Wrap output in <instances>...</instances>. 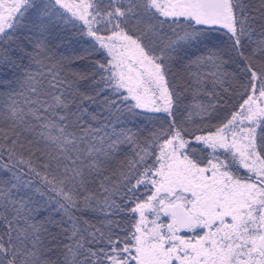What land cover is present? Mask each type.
I'll list each match as a JSON object with an SVG mask.
<instances>
[{
    "label": "snow or ice",
    "instance_id": "snow-or-ice-1",
    "mask_svg": "<svg viewBox=\"0 0 264 264\" xmlns=\"http://www.w3.org/2000/svg\"><path fill=\"white\" fill-rule=\"evenodd\" d=\"M0 264H264V0H0Z\"/></svg>",
    "mask_w": 264,
    "mask_h": 264
}]
</instances>
